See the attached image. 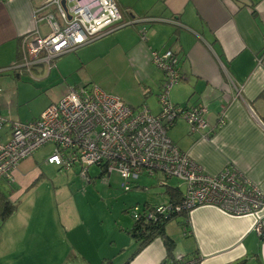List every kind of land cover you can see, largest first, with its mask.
<instances>
[{
	"label": "crops",
	"instance_id": "crops-1",
	"mask_svg": "<svg viewBox=\"0 0 264 264\" xmlns=\"http://www.w3.org/2000/svg\"><path fill=\"white\" fill-rule=\"evenodd\" d=\"M44 1L0 0V114L7 120L0 130V141L9 134L8 122L18 120L4 113L22 77L21 71L10 68L19 59L20 39L34 28L41 35L49 32L47 22L37 19L44 12H54L53 6L37 10ZM114 1L122 16L121 24L105 28L89 41L93 42L83 47L81 58H86L88 52L101 51L110 60L130 62L148 101L155 99L159 105L157 96L163 74L152 63L150 51L171 49L178 58L182 77L172 86L170 100L179 105L205 106L212 131L209 139H204L197 133L190 134L184 121H177L168 136L204 172L216 174L232 164L264 191V0ZM132 19L147 20L125 24ZM143 26L146 40L139 37ZM56 66L64 68L66 62L61 60ZM63 68L58 70L63 73ZM44 70L43 64L32 69L40 79L47 76L46 70V75H41ZM159 109L160 105L154 114ZM224 109L226 122L218 126L219 113ZM29 157L14 171L15 191L7 193L14 203L13 196L40 174L36 167L29 171L18 169ZM0 181L11 190L5 180ZM35 207V203L23 208L16 204L9 217L0 219V264H59L64 255L62 220L57 223L54 236H50L53 225L49 230L40 212H34ZM258 216L260 232L255 228V215L231 216L206 205L194 208L189 213L187 233L180 224L191 242L187 248L189 257L196 253L197 264H231L252 254L264 264V240L260 238L264 236V209ZM77 241L70 240L71 250L78 251L89 264H99L102 258H114L118 253L116 246H99L93 239L89 242L91 250L83 253ZM175 255L185 256L181 252ZM164 257L163 243L156 238L128 264H161Z\"/></svg>",
	"mask_w": 264,
	"mask_h": 264
},
{
	"label": "built area",
	"instance_id": "built-area-1",
	"mask_svg": "<svg viewBox=\"0 0 264 264\" xmlns=\"http://www.w3.org/2000/svg\"><path fill=\"white\" fill-rule=\"evenodd\" d=\"M48 6H53L54 12H44L37 19L47 22L49 32L41 35L34 28L24 34L19 59L10 65L11 69L31 73L34 66L43 64L48 73L56 57L87 44L105 28L122 22L114 0H45L37 10ZM145 20L132 19L125 24ZM139 37L146 40L145 26L139 30ZM150 59L163 74L157 96L158 113H152L146 104L131 108L96 86L68 87L36 119L8 122L9 134L0 141V180L13 183L18 164L50 144L52 150L44 162L60 170L77 166L78 174L87 182L91 165L98 166L106 177L118 172L125 179L122 183L125 190L129 189L127 180L142 174L155 178L159 186H167L171 178L182 181L185 190L181 200L159 205L155 212L144 211L142 216L146 219H155L156 213L188 211L189 214L206 205L231 216L255 215V228L260 232L258 212L264 209V191L232 164L216 174L204 172L168 136L178 118L187 122L190 134L197 133L204 139H209L212 129L205 117V106L179 105L170 100L172 86L182 77L175 53L169 48L154 49L150 51ZM225 122L224 109L219 113L217 125ZM6 123L0 114V130ZM133 217L138 218V212Z\"/></svg>",
	"mask_w": 264,
	"mask_h": 264
},
{
	"label": "rangeland",
	"instance_id": "rangeland-1",
	"mask_svg": "<svg viewBox=\"0 0 264 264\" xmlns=\"http://www.w3.org/2000/svg\"><path fill=\"white\" fill-rule=\"evenodd\" d=\"M92 42L56 57L51 72L47 76L45 70V73H41L45 76L42 79L34 71L22 72L18 91L10 99L9 108L6 105L4 115L23 122L34 120L49 104L58 101L68 87L73 86H96L117 96L130 107L146 104L155 113L159 105L155 99L148 101L149 96L146 97L140 88L136 68L130 62L110 60L101 51L88 52L86 58H81L83 47ZM61 60L62 63L66 62L64 68L58 66L60 71L63 68V73L56 66ZM177 121H184L188 128L184 119L178 118ZM51 150L50 144L43 145L18 167L26 171L36 167L40 169V174L13 198L18 208L35 203L34 212H40L42 222L47 224L49 230L53 225L50 236H54L57 223L62 220L64 255L59 264H86L78 251L71 250V239H78V249L83 253L91 250L89 242L92 239L99 246L106 243L116 246L118 253L114 258L108 259H112L113 264H122L138 246V242L128 233L135 222L133 214L140 211L144 203L156 206L165 204L168 198L165 192L167 186L178 187L181 192L185 190L184 183L176 178L168 179L167 186H159L155 178L146 174L127 180L129 189L125 190L122 185L125 179L118 172L113 171L106 177L105 173L100 174V168L95 165L88 167L87 174L90 179L87 182L78 174L77 166L69 170H57L55 166L44 165L43 160ZM0 190L7 195V186L0 183ZM183 218V214L174 216L167 223L166 231L171 235L170 238H174V253L181 252L189 257L191 252L187 248L191 242L183 234L180 225ZM121 245L124 250H121ZM57 255L59 256V252ZM250 256L252 254L247 255Z\"/></svg>",
	"mask_w": 264,
	"mask_h": 264
},
{
	"label": "trees",
	"instance_id": "trees-1",
	"mask_svg": "<svg viewBox=\"0 0 264 264\" xmlns=\"http://www.w3.org/2000/svg\"><path fill=\"white\" fill-rule=\"evenodd\" d=\"M20 56V52L18 54ZM102 174V173H100ZM7 183V182H6ZM11 187V190H8V193L15 191V186L13 183H8ZM166 194L168 195L169 203H177L181 200L184 192H181L178 187H169L167 186ZM166 202V203H168ZM165 203V204H166ZM163 205V204H159ZM158 205V206H159ZM157 206H150L147 203H144L140 211H138L139 217L134 218V224L128 233L134 237L135 241L138 242V246L135 249L134 253L128 257V262L143 248H145L149 243L154 239H161L163 246L165 248V257L161 261V264H197L199 262V256L196 253H193L191 257L175 255V241L170 238L166 232L167 223L173 219L174 216L178 214H183L184 218L180 221V224L183 226L185 232H188V211L180 212L178 214L172 213L170 215L156 213L155 219L150 218L146 219L145 216H142L144 211L155 212ZM16 209V203L10 201L5 193L0 190V219L5 220L9 217ZM261 240H264V236H260ZM99 264H112V259L104 258ZM89 264L88 262H85ZM232 264H262L261 260L255 255L250 257H241L232 262Z\"/></svg>",
	"mask_w": 264,
	"mask_h": 264
},
{
	"label": "water",
	"instance_id": "water-1",
	"mask_svg": "<svg viewBox=\"0 0 264 264\" xmlns=\"http://www.w3.org/2000/svg\"><path fill=\"white\" fill-rule=\"evenodd\" d=\"M62 4H64V1H62Z\"/></svg>",
	"mask_w": 264,
	"mask_h": 264
}]
</instances>
